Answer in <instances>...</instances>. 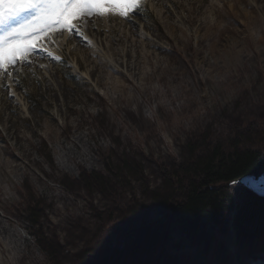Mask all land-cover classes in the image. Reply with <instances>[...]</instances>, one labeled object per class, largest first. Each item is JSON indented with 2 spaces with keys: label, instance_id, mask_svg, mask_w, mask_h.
I'll list each match as a JSON object with an SVG mask.
<instances>
[{
  "label": "rangeland",
  "instance_id": "374dc122",
  "mask_svg": "<svg viewBox=\"0 0 264 264\" xmlns=\"http://www.w3.org/2000/svg\"><path fill=\"white\" fill-rule=\"evenodd\" d=\"M78 26L50 33L0 84V97L4 84L28 100L27 114L0 105V264H85L137 210L180 198L166 168L240 131L264 151V0H141L128 18ZM150 264H264V230Z\"/></svg>",
  "mask_w": 264,
  "mask_h": 264
},
{
  "label": "trees",
  "instance_id": "16d2710c",
  "mask_svg": "<svg viewBox=\"0 0 264 264\" xmlns=\"http://www.w3.org/2000/svg\"><path fill=\"white\" fill-rule=\"evenodd\" d=\"M237 133L215 141L207 153L205 149L201 155L195 153L192 166L180 164L175 172L166 168L164 175L180 198L162 208L137 210L138 220L121 225L117 241L88 254L85 264H150L171 251L210 246L224 237L236 244L254 228L264 230V197L230 185L264 171V151L245 149L241 139L245 131Z\"/></svg>",
  "mask_w": 264,
  "mask_h": 264
},
{
  "label": "snow or ice",
  "instance_id": "6c2138e0",
  "mask_svg": "<svg viewBox=\"0 0 264 264\" xmlns=\"http://www.w3.org/2000/svg\"><path fill=\"white\" fill-rule=\"evenodd\" d=\"M140 4L141 0H0V75L11 77L9 69L28 62L50 33L81 35L78 22L84 18L108 12L128 18Z\"/></svg>",
  "mask_w": 264,
  "mask_h": 264
},
{
  "label": "bare ground",
  "instance_id": "6f19581e",
  "mask_svg": "<svg viewBox=\"0 0 264 264\" xmlns=\"http://www.w3.org/2000/svg\"><path fill=\"white\" fill-rule=\"evenodd\" d=\"M2 33V32H1ZM87 33V32H86ZM84 34V35H82V36H80L82 39H83V41H85V42H87V46H90L91 48H92V50L94 51V53H96V54H98L97 53V50H102L101 49V46H100V42H99V40H95V38L93 37V36H89L88 34ZM141 33H143V32H141ZM143 36H144V34H142ZM81 38H78L79 40H81ZM65 40H66V38H63L62 40H61V43L62 44H64L65 43ZM76 40H77V38H76ZM72 41H74V40H72ZM103 41V40H102ZM101 41V42H102ZM103 43H105L104 41H103ZM107 44V43H106ZM103 45V44H102ZM108 46V45H107ZM74 48H76V49H78V45H76ZM104 51V50H103ZM103 54V53H102ZM55 57V58H58L57 56H56V54L54 53V51H51V55H47V57ZM105 57V56H104ZM52 58H49L48 60H50V61H48L47 63H43V62H38L37 63V65H40L41 66V68L44 70V72H47V70L48 69H53V67H52V65H51V63H52ZM106 58V57H105ZM104 63V62H103ZM107 63H109V64H111V65H114L115 64V62H113V60L112 59H109L108 61H107ZM123 63L128 67V65L126 64V62L125 61H123ZM115 66V65H114ZM75 69H76V71L77 72H79V66L76 64L75 66ZM6 75H0V84H1V82L2 81H4V78H7V77H5ZM83 77L85 78V79H87V82H92L91 81V76L88 74V73H86V74H83ZM11 80V79H10ZM97 81H98V78L96 79V81L94 82V86H96L97 85ZM52 85L54 86V83H52ZM3 89H4V93L1 95V97H0V105H1V109L2 110H5V111H10L11 113L12 112H14V109L15 108H21L22 109V111H24V113L25 114H27V112H28V100H27V96H25L24 94H22V93H16L14 90L13 91H11V92H9V91H7L6 89H5V86H4V84H3ZM52 87V86H51ZM56 87L54 86V88L52 87V89H55ZM48 91H51V89H49ZM55 92H57V91H55ZM55 94V93H54ZM8 111V112H9ZM4 117V115H3V113H2V111H0V119L1 118H3ZM79 139H82V137L80 136V137H78ZM255 194V193H254ZM258 196V195H257ZM260 197V196H259Z\"/></svg>",
  "mask_w": 264,
  "mask_h": 264
},
{
  "label": "water",
  "instance_id": "95a60500",
  "mask_svg": "<svg viewBox=\"0 0 264 264\" xmlns=\"http://www.w3.org/2000/svg\"><path fill=\"white\" fill-rule=\"evenodd\" d=\"M230 185L243 186L260 197H264V171L244 175L233 180Z\"/></svg>",
  "mask_w": 264,
  "mask_h": 264
}]
</instances>
